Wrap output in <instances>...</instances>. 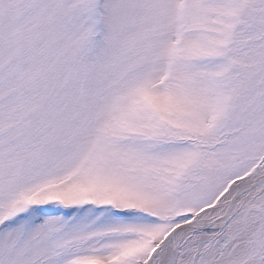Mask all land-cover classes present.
<instances>
[{"label":"snow or ice","instance_id":"1","mask_svg":"<svg viewBox=\"0 0 264 264\" xmlns=\"http://www.w3.org/2000/svg\"><path fill=\"white\" fill-rule=\"evenodd\" d=\"M0 264H264V0H0Z\"/></svg>","mask_w":264,"mask_h":264}]
</instances>
